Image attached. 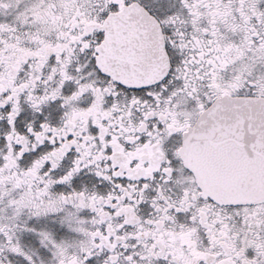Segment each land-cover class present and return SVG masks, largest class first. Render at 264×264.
Masks as SVG:
<instances>
[{"label": "snow or ice", "instance_id": "obj_1", "mask_svg": "<svg viewBox=\"0 0 264 264\" xmlns=\"http://www.w3.org/2000/svg\"><path fill=\"white\" fill-rule=\"evenodd\" d=\"M0 264H264V0H0Z\"/></svg>", "mask_w": 264, "mask_h": 264}]
</instances>
